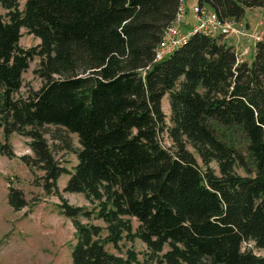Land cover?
Masks as SVG:
<instances>
[{
	"label": "trees",
	"instance_id": "obj_1",
	"mask_svg": "<svg viewBox=\"0 0 264 264\" xmlns=\"http://www.w3.org/2000/svg\"><path fill=\"white\" fill-rule=\"evenodd\" d=\"M197 5L239 21L245 8L264 9V0ZM179 7L180 0H25L22 7L0 0V155L13 157L11 135L28 138L32 157L22 161L44 172L48 195H58L65 174L64 192L97 202L92 210L58 206L76 232L72 264H138L133 251L105 247L135 239L162 254L157 264H264L253 253L264 252V34L251 66L222 36L201 33L155 61ZM22 28L37 47H20ZM35 57L42 86L24 96L22 75ZM48 125L77 137L71 171L54 160L42 134ZM7 201L14 211L27 206L15 188Z\"/></svg>",
	"mask_w": 264,
	"mask_h": 264
},
{
	"label": "rangeland",
	"instance_id": "obj_2",
	"mask_svg": "<svg viewBox=\"0 0 264 264\" xmlns=\"http://www.w3.org/2000/svg\"><path fill=\"white\" fill-rule=\"evenodd\" d=\"M25 0H20V7ZM197 0H183V10L186 12L185 20L180 26L182 33L191 32L195 23L192 8ZM6 11L0 8V16L4 17ZM241 24L245 29V36H227L222 41L235 51L238 61L251 66L254 61V45L264 34V9L245 8L243 15L236 25ZM237 27V26H235ZM40 40L29 35L21 29L19 45L23 49L37 47ZM39 59L35 57L22 75V88L20 94L26 95L29 91H38L42 86L41 79L35 74ZM162 111L169 119L168 97L162 99ZM42 134L52 152L54 160L62 168L71 171L77 160L74 150L78 148L77 137L67 133L63 128L53 125L45 126ZM13 157L0 155V264H72L71 249L75 243V228L73 222L60 214L59 205L67 203L70 206L93 209L97 202H90L82 194L64 192L69 179L63 174L56 182L58 195L45 192L44 172L22 161V157H32L28 146L30 140L23 136L13 134L9 137ZM165 147L171 142L166 135L161 136ZM4 143L0 135V144ZM188 150L194 154L199 166L204 169L199 156L191 147ZM210 168L217 172L214 162ZM239 173H241L239 171ZM9 188H15L24 196L27 206L14 211L7 201ZM83 224H94L105 227L98 219H80ZM134 228L137 223L133 222ZM106 231L101 237L104 239ZM253 244L244 245L251 248ZM108 252L115 255H126V251H133L138 264H157L156 259L162 254L152 255L146 246L138 239L133 242L122 241L119 249L106 244ZM257 256L264 257V252L253 249Z\"/></svg>",
	"mask_w": 264,
	"mask_h": 264
},
{
	"label": "built area",
	"instance_id": "obj_3",
	"mask_svg": "<svg viewBox=\"0 0 264 264\" xmlns=\"http://www.w3.org/2000/svg\"><path fill=\"white\" fill-rule=\"evenodd\" d=\"M195 20L191 32L182 33L180 26L185 20L186 12L183 10V0H180V7L174 21L165 30L161 42L155 49V61H160L165 56L185 44L188 38L194 33H201L211 37L214 36H245L246 29L239 23L236 25L235 19H219L206 7L197 4L192 8ZM237 26V27H235Z\"/></svg>",
	"mask_w": 264,
	"mask_h": 264
}]
</instances>
